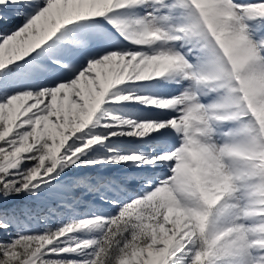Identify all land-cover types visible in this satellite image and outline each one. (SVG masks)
Wrapping results in <instances>:
<instances>
[{
	"label": "snow or ice",
	"instance_id": "1",
	"mask_svg": "<svg viewBox=\"0 0 264 264\" xmlns=\"http://www.w3.org/2000/svg\"><path fill=\"white\" fill-rule=\"evenodd\" d=\"M0 264H264V0H0Z\"/></svg>",
	"mask_w": 264,
	"mask_h": 264
}]
</instances>
